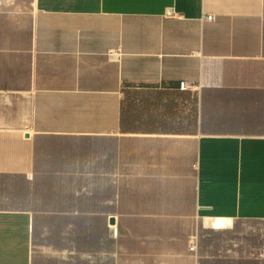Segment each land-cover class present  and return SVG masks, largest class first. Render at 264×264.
Returning a JSON list of instances; mask_svg holds the SVG:
<instances>
[{"label": "crops", "instance_id": "obj_1", "mask_svg": "<svg viewBox=\"0 0 264 264\" xmlns=\"http://www.w3.org/2000/svg\"><path fill=\"white\" fill-rule=\"evenodd\" d=\"M0 264H264V0H0Z\"/></svg>", "mask_w": 264, "mask_h": 264}, {"label": "built area", "instance_id": "obj_2", "mask_svg": "<svg viewBox=\"0 0 264 264\" xmlns=\"http://www.w3.org/2000/svg\"><path fill=\"white\" fill-rule=\"evenodd\" d=\"M209 19H212V16L208 17ZM195 85L191 82H188L187 80H182L179 83L178 89L180 91H188V90H194ZM190 249L195 251L197 249V245L195 242H191Z\"/></svg>", "mask_w": 264, "mask_h": 264}, {"label": "rangeland", "instance_id": "obj_3", "mask_svg": "<svg viewBox=\"0 0 264 264\" xmlns=\"http://www.w3.org/2000/svg\"><path fill=\"white\" fill-rule=\"evenodd\" d=\"M149 91H151V90H149ZM153 91H155V90H153ZM129 92L132 93L133 97L136 95V90H134V89H131V90L129 89ZM126 96H127V98H130L128 93L126 94ZM166 98L170 99L169 97H166Z\"/></svg>", "mask_w": 264, "mask_h": 264}]
</instances>
